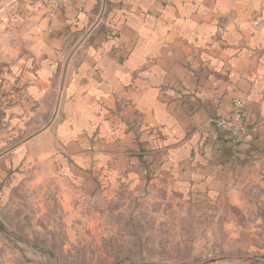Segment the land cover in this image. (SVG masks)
I'll use <instances>...</instances> for the list:
<instances>
[{"label": "crops", "instance_id": "0c3cea01", "mask_svg": "<svg viewBox=\"0 0 264 264\" xmlns=\"http://www.w3.org/2000/svg\"><path fill=\"white\" fill-rule=\"evenodd\" d=\"M55 82L50 129L74 161L131 154L198 195L264 178V0H0L2 127L28 125ZM235 101L250 129L241 143L216 127ZM30 146L12 150L15 168Z\"/></svg>", "mask_w": 264, "mask_h": 264}, {"label": "rangeland", "instance_id": "374dc122", "mask_svg": "<svg viewBox=\"0 0 264 264\" xmlns=\"http://www.w3.org/2000/svg\"><path fill=\"white\" fill-rule=\"evenodd\" d=\"M54 85L45 108L31 102L30 124L11 129L0 118L10 187L0 207V264H264V178L198 195L131 154L74 161L50 129L62 82ZM26 141L15 168L12 150Z\"/></svg>", "mask_w": 264, "mask_h": 264}, {"label": "built area", "instance_id": "2783aa9c", "mask_svg": "<svg viewBox=\"0 0 264 264\" xmlns=\"http://www.w3.org/2000/svg\"><path fill=\"white\" fill-rule=\"evenodd\" d=\"M67 2L68 0H45L46 5L52 10L65 7ZM243 110L244 102L235 101L228 116L216 121V126L226 132L227 136L235 143L245 141L250 131L244 120Z\"/></svg>", "mask_w": 264, "mask_h": 264}]
</instances>
